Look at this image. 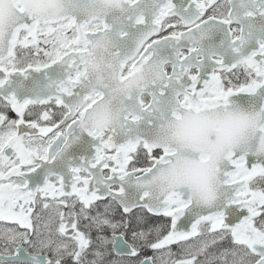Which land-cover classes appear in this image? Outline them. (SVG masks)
Segmentation results:
<instances>
[{
  "label": "snow or ice",
  "instance_id": "obj_1",
  "mask_svg": "<svg viewBox=\"0 0 264 264\" xmlns=\"http://www.w3.org/2000/svg\"><path fill=\"white\" fill-rule=\"evenodd\" d=\"M0 264H264V0H0Z\"/></svg>",
  "mask_w": 264,
  "mask_h": 264
}]
</instances>
